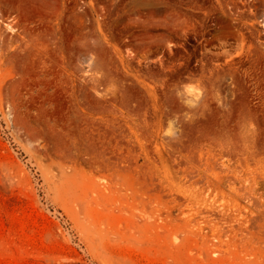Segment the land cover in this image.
Wrapping results in <instances>:
<instances>
[{
	"label": "rangeland",
	"instance_id": "374dc122",
	"mask_svg": "<svg viewBox=\"0 0 264 264\" xmlns=\"http://www.w3.org/2000/svg\"><path fill=\"white\" fill-rule=\"evenodd\" d=\"M0 264H264V0H0Z\"/></svg>",
	"mask_w": 264,
	"mask_h": 264
}]
</instances>
